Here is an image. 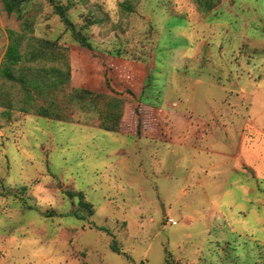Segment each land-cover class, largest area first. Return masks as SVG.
Segmentation results:
<instances>
[{
	"label": "rangeland",
	"instance_id": "obj_1",
	"mask_svg": "<svg viewBox=\"0 0 264 264\" xmlns=\"http://www.w3.org/2000/svg\"><path fill=\"white\" fill-rule=\"evenodd\" d=\"M55 4L95 50L153 63L141 100L194 123L156 141L53 120L0 78V264H264V0H0V68L25 19L24 52L77 43Z\"/></svg>",
	"mask_w": 264,
	"mask_h": 264
},
{
	"label": "trees",
	"instance_id": "obj_2",
	"mask_svg": "<svg viewBox=\"0 0 264 264\" xmlns=\"http://www.w3.org/2000/svg\"><path fill=\"white\" fill-rule=\"evenodd\" d=\"M30 1L32 0H3V3L9 14L15 13L23 18V10ZM196 2L201 10L210 12L219 5L220 0ZM54 8L66 28L71 31L76 44L69 42L62 45L59 41L45 40L32 50L24 52L22 47L29 32V20L23 21V31L8 30L9 42L1 64L0 78L25 87L28 98L20 106V110L26 113L34 110L41 117L64 121H74L77 119L76 115H82L83 119L97 122L106 131L119 133L125 130V133L135 136H142L146 130H155L158 120L152 114L143 115L135 103L143 102L141 98L146 88L147 67H140L144 75H135L137 66L134 65L133 75L122 76L123 71L117 65L119 63L116 60L107 61V56L120 59L124 55L95 50L88 36L68 16V7L55 4ZM37 59L62 62L65 69L61 65L41 66L33 77L21 70L24 62ZM28 68L31 69V66ZM49 75L51 76L48 77ZM126 80H130L131 85ZM37 99L43 101L37 106H31ZM12 105L9 102V107ZM148 118V126H145L144 120ZM128 121H132L129 128ZM113 249L121 252L116 243L113 244Z\"/></svg>",
	"mask_w": 264,
	"mask_h": 264
},
{
	"label": "crops",
	"instance_id": "obj_3",
	"mask_svg": "<svg viewBox=\"0 0 264 264\" xmlns=\"http://www.w3.org/2000/svg\"><path fill=\"white\" fill-rule=\"evenodd\" d=\"M111 60V61H115L119 64H117L118 66H120L119 68L121 69V71H123V74L122 76H130V75H133V70H134V65L137 66V71H134L135 75L136 74H139V75H144V73L141 71L140 67H147L146 68V73L148 72V76H149V73L151 72V69L152 67L154 66L153 63H144V62H141V61H136L135 59H131L130 57L128 56H125L124 55V58H120V59H115L114 57H109L107 56V61ZM132 73H131V71ZM147 76V78H148ZM119 77V75H118ZM147 78L145 80V82L147 81ZM115 79V78H114ZM126 82H128L129 84L131 83L130 80H126ZM131 85V84H130ZM137 89V88H135ZM146 89L147 87L145 88L144 92L142 93V96L143 94L146 92ZM142 99V98H141ZM139 108L141 109V112L143 113V115H149V114H152V116H154V119L158 120V124H157V128L153 131V132H150V131H145L143 133L142 136H139L140 138L144 137V138H149V139H152V140H167L169 138V134H167V129L169 128L167 126V124H171L172 121H173V118L177 117V119H179L178 117H187V122L188 121L190 122V126L193 125V115L192 113L190 112H178L177 110H174L173 108H167L166 106H157V105H154L153 103L150 104V103H146V102H135ZM169 106V105H168ZM172 106H177L176 103H172ZM150 119L148 118L147 120H144L145 122V126H148V123H146V121H149ZM119 133H122V134H125L127 135V133L125 132H119ZM170 138H171V135H170ZM169 138V139H170Z\"/></svg>",
	"mask_w": 264,
	"mask_h": 264
},
{
	"label": "built area",
	"instance_id": "obj_4",
	"mask_svg": "<svg viewBox=\"0 0 264 264\" xmlns=\"http://www.w3.org/2000/svg\"><path fill=\"white\" fill-rule=\"evenodd\" d=\"M171 221H173V220H171Z\"/></svg>",
	"mask_w": 264,
	"mask_h": 264
}]
</instances>
